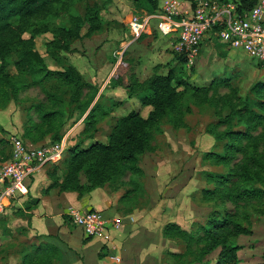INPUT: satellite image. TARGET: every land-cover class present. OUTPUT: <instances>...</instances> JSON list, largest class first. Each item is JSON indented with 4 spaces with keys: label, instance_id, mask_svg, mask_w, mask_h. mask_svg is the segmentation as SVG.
I'll return each mask as SVG.
<instances>
[{
    "label": "rangeland",
    "instance_id": "1",
    "mask_svg": "<svg viewBox=\"0 0 264 264\" xmlns=\"http://www.w3.org/2000/svg\"><path fill=\"white\" fill-rule=\"evenodd\" d=\"M88 7L98 9L100 28L91 36H85L84 27L81 36L71 42L69 51L56 50L55 58L46 54L45 42L53 37L52 28L68 25L71 16L85 15ZM136 9L133 0H69L59 17L35 24L36 47L46 65L59 70L71 65L89 86L82 89L79 102H71L70 89L61 80L51 78L33 84L27 76V86L20 88L14 98L0 107V169L9 158L12 136L19 137L25 145H38L52 139L51 133L40 127L41 112L53 107L40 86L54 94L62 110L64 124L59 133L73 129L68 140L69 149L85 148L95 141L107 142L117 120L132 110L146 117L151 107L143 106L138 100L136 83L142 84L153 74H165L171 68L181 72L191 86L221 80L223 84L216 87L218 94L228 93L232 88L238 98L254 99L252 86L264 81L263 62L241 49L228 48L215 35L208 34L197 59L188 65L173 51L174 39L155 28L131 41L128 21ZM45 27L47 31H43ZM7 71L12 76L17 73L11 63ZM92 96L93 100L83 110ZM185 102L190 110L184 109L183 124L175 127L162 119L151 143L154 149L138 156L143 175L125 172L118 180L86 190L89 184L83 172H79V185L85 192L79 195L71 191L79 199L115 201L116 213L110 217L119 221L120 228L114 230L111 241L105 244L97 238L84 239L79 228L76 230L78 226L63 218L65 212L49 215L46 220L49 228L44 221L37 226L39 229H27L31 226L29 211L38 202L37 197L28 194L20 200L22 206L17 203L20 198L17 197L0 214V264H21V253L30 245L44 243L45 236H50L47 240L54 243L64 232L66 235L61 236L76 250L73 252L71 247V251L67 250L68 261L65 250L63 257L62 252L57 251L50 264H215L219 248L197 256L196 244L189 245L182 236L169 237L163 233L166 225L175 224L195 239L203 232L202 227L211 214L236 210L229 201L222 202L217 197L210 199L204 193L214 188V182L207 180L206 173L224 174L228 169L204 157L209 151L221 153L225 142L216 140L206 131V127L218 119L215 109L207 103L193 102L190 92ZM227 112L223 110V114ZM89 113L90 118H87ZM243 127L239 124L233 129ZM69 155L68 150L58 163L45 165L30 177L40 180L37 190L33 191L35 195H45L52 189L64 192L58 190L56 183L67 170L65 163ZM132 181L138 185L133 186ZM256 185L264 190V182ZM260 207L247 206L238 210V220L251 231L248 235L233 237L240 246L237 254L244 264H264V202ZM97 210L104 212L105 208ZM115 256L117 260H113Z\"/></svg>",
    "mask_w": 264,
    "mask_h": 264
},
{
    "label": "trees",
    "instance_id": "2",
    "mask_svg": "<svg viewBox=\"0 0 264 264\" xmlns=\"http://www.w3.org/2000/svg\"><path fill=\"white\" fill-rule=\"evenodd\" d=\"M67 1L69 0H0V107L14 98L20 88L27 86V76L32 79L33 84L57 78L69 87L70 101L79 102L82 89L89 84L82 81L80 74L71 65L64 70L50 69L42 53L37 50V31L33 29L35 24L59 17ZM239 1L240 8L248 9L257 0ZM133 2L138 10L153 12L158 8L157 0ZM98 12L97 8L88 7L85 15L71 16L68 25L52 28L53 37L46 40L45 53L55 58L56 50L69 51L71 42L81 36L84 27L85 36L95 33L100 28ZM47 30V27L43 29ZM177 55L185 62L182 55ZM12 57L15 59L11 60ZM10 63L17 71L16 75L12 76L7 71ZM219 84H223L221 80L213 79L208 85L191 86L181 72H175L173 68L165 74H153L142 84L136 83L138 100L143 106L151 107L147 116L142 117L138 111L132 110L117 120L107 142L95 141L85 148H67L70 154L65 163L67 170L62 180L56 183L58 190L83 194L85 191H82L78 180L81 171L89 184L86 190L118 180L125 172L143 175V170L138 165V156L154 149L151 143L162 119L175 127L183 124L184 109L190 110L185 102L190 92L193 102L207 103L214 107L218 119L209 124L206 131L218 141L225 140L221 153L209 151L204 155L205 159L213 163L228 166L224 174L206 173L207 180L214 182V188L204 190L205 197L229 201L236 210L234 213L224 211L218 215L211 214L209 221L202 227L203 232L195 239L179 230L175 224L166 225L163 233L169 237L182 236L189 245L196 244L197 256L210 254L219 248L215 264H244L237 254L240 246L234 242L233 237L251 233L238 220V210L247 206L259 209L264 202V190L256 185L264 182V81H257L252 86L254 99L238 98L232 88L228 93L218 94L216 87ZM40 87L53 106L52 109L41 112L40 127L44 132L51 133L52 139L48 142H54L62 135L59 131L64 124L63 113L57 106L54 94ZM93 96L83 106V110L91 103ZM225 109L228 112L223 114ZM87 118H90V113ZM239 124L244 127L240 130L233 129L234 125ZM24 133L27 134L28 131ZM132 184L137 186L138 182L132 181ZM63 218L71 221L67 215H63ZM49 237L45 236L44 243L32 244L22 252L21 264H50L57 251H61L63 257L64 250L68 261L67 250L71 251L68 244L58 236L53 243L47 240ZM87 238L92 239H84ZM24 249L26 248L22 251ZM72 251L74 252L73 249Z\"/></svg>",
    "mask_w": 264,
    "mask_h": 264
},
{
    "label": "built area",
    "instance_id": "3",
    "mask_svg": "<svg viewBox=\"0 0 264 264\" xmlns=\"http://www.w3.org/2000/svg\"><path fill=\"white\" fill-rule=\"evenodd\" d=\"M157 3L153 12L139 10L131 15L128 21L131 41L155 28L173 37V51L192 65L205 37L213 34L228 48L241 49L264 63V0H257L248 9L240 8L239 0H157ZM72 130L62 133L57 141L38 145H25L17 136L10 138V156L0 169V214L15 198L27 194V180L32 175L64 157ZM65 214L86 237L105 244L112 240V232L120 228L117 219H109L97 209L69 206Z\"/></svg>",
    "mask_w": 264,
    "mask_h": 264
},
{
    "label": "crops",
    "instance_id": "4",
    "mask_svg": "<svg viewBox=\"0 0 264 264\" xmlns=\"http://www.w3.org/2000/svg\"><path fill=\"white\" fill-rule=\"evenodd\" d=\"M136 11H139V10L136 9ZM169 38H173V37L169 36ZM34 175H32V176H34ZM39 181L40 180L38 177L35 178L34 180H31V178H29L27 180V188H28L27 194L19 196L20 197L19 201L17 200L18 201L17 203L22 206V203L20 200L23 201V199H25V197L27 198L28 194L32 195V197L38 198V202L36 204H34L29 211V214H30V221L29 222H30L31 226L29 228L27 227V229H32V230L39 229L37 226L39 224L42 225L43 223H41V222H44V221L46 222V220L49 218L48 217L49 215H51V214L62 215V214H64L65 210L69 206H73V207H76V208L81 209V210H85V209H89V208H97V209L100 208L101 210L102 209L104 210V208H105L104 212L108 216L106 214L105 215H106V217H109V218H113L110 216H114V214L116 213L115 201L113 199H109V198L106 200V202L104 201V199L101 201H91V199H86L85 197H82L79 199L75 192H71V191L57 192L55 189L50 190L45 195H42V194L35 195L33 191L37 190V188H38L37 186H38ZM46 227L49 228L47 226V222H46ZM77 228H79V227H76V230H77ZM78 231L80 232L79 234L83 233L81 228H79ZM114 232L115 231L112 232L113 236H114ZM61 235H66V233L64 232L62 234H59V236H60V239H62L65 243H67L64 240V236L62 237ZM112 239H113V237H112ZM68 246L71 247L70 245H68ZM71 248L74 251L76 250L75 247L74 248L71 247ZM83 248L84 247H82V249Z\"/></svg>",
    "mask_w": 264,
    "mask_h": 264
}]
</instances>
